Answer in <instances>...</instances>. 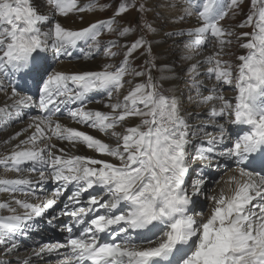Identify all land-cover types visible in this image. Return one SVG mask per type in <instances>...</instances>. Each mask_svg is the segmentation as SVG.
<instances>
[{
    "label": "snow or ice",
    "instance_id": "1",
    "mask_svg": "<svg viewBox=\"0 0 264 264\" xmlns=\"http://www.w3.org/2000/svg\"><path fill=\"white\" fill-rule=\"evenodd\" d=\"M157 7L186 69L158 62ZM78 49L100 69L53 66ZM0 94V131L27 115L0 140V264H264V0H0ZM41 221L63 241L20 257Z\"/></svg>",
    "mask_w": 264,
    "mask_h": 264
},
{
    "label": "bare ground",
    "instance_id": "2",
    "mask_svg": "<svg viewBox=\"0 0 264 264\" xmlns=\"http://www.w3.org/2000/svg\"><path fill=\"white\" fill-rule=\"evenodd\" d=\"M161 9L166 14L165 9H163L162 7H161ZM83 15H84V18H86L85 21H81L78 18V16L70 15L67 18H63V23L69 28H80L83 26H87V24L89 22H93L95 19H97V18H92L93 14H91V13H85ZM157 26H158L157 30L159 32V35L156 36L155 39H156V43H157L158 48H159V52L162 53V56H161V59H163L162 62H163V64H168L170 67H173L174 69H176L175 66L173 65L174 57L168 52L167 46L172 45L173 41L177 37H173L170 39L165 35V32L167 30H170V26L165 27V28H163L162 25H157ZM83 47H85V46L81 45V48H83ZM78 51L80 53L76 56V60H73V61L64 60V62L62 64H59V65L54 64L53 66L58 67L59 69L64 70V71H89V70H99L100 69L101 64L103 62L102 56H97L94 59H85L84 58V52L80 51L79 49H78ZM165 60L167 62H165ZM100 99H102V97H100L98 100H100ZM4 102H5V97L2 94H0V106ZM184 104H185V107L187 108L189 113H199L200 114L199 117H197L194 114L190 117L192 123H200V121L205 118V114H206L207 109L206 108H196L195 105L189 104L187 101V95H185ZM89 107L90 108H99L101 110H106V109H103V106L99 103L89 104ZM133 121H136V123H137L138 120L134 119L131 121V124L134 125L135 122H133ZM73 126H75V125H73ZM17 129H18L17 123H13V126L11 128H9L6 132L0 131V140L7 139V137L9 135H11L12 133L16 132ZM84 130L92 132V130H90V129H84ZM209 131H211V129H209ZM92 134L97 135L102 139H106L105 137L102 136V134L95 133V132H92ZM2 151H4V149H0V152H2ZM80 151L86 152L85 149H81ZM87 154H91V153H87ZM194 167H197V166H194ZM14 175H15L14 173H11V172L4 173L2 170H0V176H5L7 178H13ZM7 199H8L7 194H0V202L5 201ZM25 254H26V251H24L22 248H20L19 256L23 257Z\"/></svg>",
    "mask_w": 264,
    "mask_h": 264
},
{
    "label": "rangeland",
    "instance_id": "3",
    "mask_svg": "<svg viewBox=\"0 0 264 264\" xmlns=\"http://www.w3.org/2000/svg\"><path fill=\"white\" fill-rule=\"evenodd\" d=\"M161 2H162V0H161ZM152 3L153 4H159V1L152 0ZM247 10H248V5L246 4L245 5V12H247ZM164 14L165 13L161 9V7H157V8H155V11L152 13V16H150V18H154L155 19V24H156L157 29H158L157 25H162L163 28L168 27L167 25H165L163 19H161V17ZM110 15H111L110 12L95 13V14L92 15V18H98L99 17V18H103L104 19V18H106V17H108ZM134 17H135V13H133L132 16L128 17L127 19H134ZM85 20H86V18H84L83 21H85ZM237 22H238V20L237 21H229V23H237ZM167 31H169V30H167ZM243 31H251V29L250 28H245V29H243ZM104 38H107V35H105ZM180 39L181 38L177 37L175 40L179 41ZM167 48H168V52L174 57L173 65L175 66L176 70L179 71V69L182 68V67L186 69L187 62H185V61H183L181 59L182 56H183V54H182V52H183L182 43H174L173 42V44L172 45H168ZM232 50H233V52L236 53V55H239V51H237L235 46L233 47ZM155 51L159 54V61L158 62L163 64V62H162L163 59H161L162 53L159 52V48L157 47ZM224 59H231L233 62H235V56H231V57L225 56ZM165 62H167V61L165 60ZM183 78H184L183 74H181V79H183ZM165 87L167 88L168 85H165ZM180 87L183 88V84H181ZM185 95H187V93H185ZM133 122H135V124H136V121H133ZM138 122L139 121H137V123Z\"/></svg>",
    "mask_w": 264,
    "mask_h": 264
}]
</instances>
